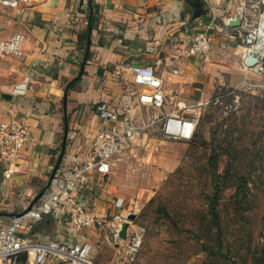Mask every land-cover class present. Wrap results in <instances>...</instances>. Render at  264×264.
Masks as SVG:
<instances>
[{"label":"crops","instance_id":"obj_1","mask_svg":"<svg viewBox=\"0 0 264 264\" xmlns=\"http://www.w3.org/2000/svg\"><path fill=\"white\" fill-rule=\"evenodd\" d=\"M254 1L40 0L18 8L0 5V39L13 33L25 37L23 57L0 63V119L27 127L30 135L11 179L3 178L4 165H0V224L29 208L48 184L59 159L53 179L36 202L63 186L65 175L82 160L103 126L96 116L99 104L105 103L117 115L120 130L146 121L147 112L137 104L129 66H152L163 80L167 98L193 103L224 95L232 96L233 101L237 97L239 104L236 91L227 92L243 78L239 68L246 57L241 33L255 18ZM89 4L98 8L91 16ZM240 6L245 17L240 27L231 28L225 21L238 16ZM206 26L212 36L209 56H181L180 48ZM16 88L21 93L12 95ZM251 96L264 100L257 93ZM262 116L264 127V111ZM142 140L148 149L140 156L152 165L153 173L149 186L137 194V213L175 168L167 160L171 156L160 154L165 142L157 129L146 132ZM169 146L167 150H171ZM134 181L116 165L107 175L91 176L72 195L78 204L98 213L127 214L136 192ZM120 202L123 206L118 209L115 204ZM70 208L53 204L51 222L36 228L48 214L29 221L27 232L40 242L91 243L92 258L94 242L103 241L102 236L95 228L71 229Z\"/></svg>","mask_w":264,"mask_h":264},{"label":"built area","instance_id":"obj_2","mask_svg":"<svg viewBox=\"0 0 264 264\" xmlns=\"http://www.w3.org/2000/svg\"><path fill=\"white\" fill-rule=\"evenodd\" d=\"M40 0H0V5L6 8H18ZM255 18L249 20L250 27L245 35H241L244 58L251 52L257 53L258 62L248 67L245 61L240 67L244 73L242 80L232 88L227 95L234 91L244 90L264 96V57L263 52L256 49L255 39L260 31L264 34V0H255L251 4ZM240 20L245 17L243 6L238 8ZM229 18L225 21L227 25ZM246 23V24H247ZM245 27V28H246ZM210 27L192 35L189 44L181 47V56H209L212 45ZM25 37L21 33H13L7 39H0V58L20 60L24 55ZM136 92L137 104L147 112V119L141 125L120 130L116 125L117 115L110 111L105 103L97 106V119L102 128L93 138L91 147L82 160L73 165L64 177L63 186L46 195L32 207L20 215L13 217L7 224H0V264H95L91 258L92 244H66L56 240L45 242L36 241L27 232L29 221L41 219L52 212L53 204L70 205V227L76 232L97 229L105 244L114 247L117 261L112 264H122L123 258L128 263L135 260L140 251L145 230L128 222L127 237L122 241L119 232L127 216L137 213L136 198L140 188H147L152 179L153 167L141 159V153L148 149L143 142L146 132L157 129L162 140L190 142L194 139L202 111L210 105L221 106L224 95H218L210 100H197L187 103L182 99L167 98L163 90V80L156 75L152 66L132 65L128 67ZM177 71H174V74ZM17 88L11 94H20ZM234 104H238L234 97ZM237 106H224L227 116ZM27 127L15 122L6 123L0 119V165H4L2 176L11 179L15 161L26 142L29 140ZM121 165L127 176L135 178L136 192L131 196L127 207L128 213L114 211L101 214L93 209L83 207L75 201L72 195L74 189L85 184L93 175H107L111 169ZM119 209L123 203H116Z\"/></svg>","mask_w":264,"mask_h":264},{"label":"rangeland","instance_id":"obj_3","mask_svg":"<svg viewBox=\"0 0 264 264\" xmlns=\"http://www.w3.org/2000/svg\"><path fill=\"white\" fill-rule=\"evenodd\" d=\"M249 29L244 28L241 35ZM259 36L260 40L264 38L262 31ZM240 44L243 49L245 46ZM2 62L10 64L11 61L3 58L0 59ZM235 93L240 98L239 104H234L232 96H228L221 106L211 105L202 111L191 142L163 140L160 154L171 156L167 160L175 163V168L135 214L132 225L145 230L143 245L133 262L121 258L122 264H231V261L255 264L248 247L251 252L264 250V127L261 122L264 100L255 99L249 91L237 90ZM225 105L238 108L225 116ZM167 144L171 150H167ZM212 149L218 154L220 179L214 178L208 161ZM239 177L248 182L249 193L245 198L235 193ZM215 181L221 187L220 211L224 228L229 225L221 251L230 260L213 258L204 250V246L214 252L217 248L213 234L206 236L205 225L198 224L206 207L204 196L212 192ZM151 199L154 202L149 205ZM241 199V214H237L235 209ZM158 206H166L173 220L155 214L154 209ZM143 212L148 217L139 219ZM240 215L244 218L240 219ZM229 219L231 221H226ZM249 238L250 243L247 242ZM92 259L96 264L117 261L113 248L101 240L94 242Z\"/></svg>","mask_w":264,"mask_h":264},{"label":"trees","instance_id":"obj_4","mask_svg":"<svg viewBox=\"0 0 264 264\" xmlns=\"http://www.w3.org/2000/svg\"><path fill=\"white\" fill-rule=\"evenodd\" d=\"M89 58V55H88ZM80 79H75L73 82L69 84L70 88L75 84ZM196 135V134H195ZM191 142V141H190ZM217 157L218 154L216 152V149H212L211 155L209 157L210 165L212 167L213 175L214 178L220 179V175L217 173ZM236 196L242 195L243 198L248 196L249 189H248V182L244 177H239L238 178V184L235 189ZM205 198V209H203L204 215L203 219L200 218L198 224H204V229L208 231V234L206 236H209L211 233L213 234L214 237V242L216 246V251H211V248L205 247L204 250L208 251L210 255H212L213 258L216 257H221L222 259H227L230 260L229 257H226L224 253H222L223 246L225 244V231L227 233V229L229 225H226L224 228L223 224V219L221 216V211H220V200H221V187L219 184L216 183L213 186L212 192L209 194H206L204 196ZM154 199H151L148 204H153ZM242 199L237 202L238 208L235 209V213L239 214L241 211V206H242ZM144 213V214H143ZM142 215H140L139 219H143L145 217H148L145 212H143ZM147 213V212H146ZM154 213L157 214L160 217L165 218L166 220H173L171 213L168 211L166 206H158L156 209H154ZM241 214V213H240ZM50 214L47 215L49 217ZM244 218L243 215H240L239 218L241 219ZM234 219V218H231ZM231 219L226 220V221H231ZM156 220V219H155ZM226 229V230H224ZM210 233V234H209ZM250 243V238L247 241ZM248 252L250 253L249 256L251 258V261L254 262L255 264H261V262L264 261V250L260 251H254L251 252L250 248L248 247ZM231 264H236L235 261H231Z\"/></svg>","mask_w":264,"mask_h":264},{"label":"water","instance_id":"obj_5","mask_svg":"<svg viewBox=\"0 0 264 264\" xmlns=\"http://www.w3.org/2000/svg\"><path fill=\"white\" fill-rule=\"evenodd\" d=\"M89 9H90V16H91V14L93 13V11H94V10L96 11V9H98V8H97V5H91V4H89ZM227 25H228L229 27H231V28L240 27V26H241V20H240V17H239V16H236V17L230 19ZM263 54H264V53H263ZM257 62H258V60H257V53H256V52H251V53L246 57V59H245V65L248 66V67H252V66H254ZM262 62H264V57L262 58ZM62 153H63V151H62ZM60 158H61V157H60ZM59 162H60V159H59V161H58V163H57L55 169L53 170V173H52L51 177L49 178V182H48V184L46 185V187H44V188H43V189H42V190L36 195V197L33 199L32 203H31V205L29 206L28 210L32 207V205H33V204H34L39 198H41V196L43 195L44 191H45L46 188L49 186L50 181L53 179V177H54V175H55V172H56V169H57V166H58ZM135 219H136V215H135V214H130V215L127 216V221L123 223L122 228H121V230H120V232H119V238H120L122 241L126 240V237H127L128 222H129V221L133 222ZM51 220H52V219H51L50 217L41 220V221L38 223V225H37L36 228H38V227H40V226H42V225H44V224H48V223H50Z\"/></svg>","mask_w":264,"mask_h":264},{"label":"bare ground","instance_id":"obj_6","mask_svg":"<svg viewBox=\"0 0 264 264\" xmlns=\"http://www.w3.org/2000/svg\"><path fill=\"white\" fill-rule=\"evenodd\" d=\"M263 40H264V38H263L262 40H260V36H259V34H258L257 38L255 39V45H254V48H253L251 51H253L254 49H256V51H257V49L260 47V43H261V41H263ZM263 50H264V47H262V48L260 49V52H263Z\"/></svg>","mask_w":264,"mask_h":264}]
</instances>
